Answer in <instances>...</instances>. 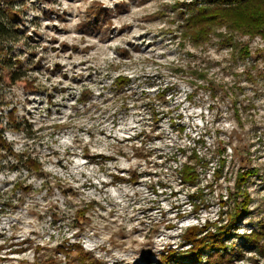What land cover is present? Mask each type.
<instances>
[{"label": "rangeland", "instance_id": "rangeland-1", "mask_svg": "<svg viewBox=\"0 0 264 264\" xmlns=\"http://www.w3.org/2000/svg\"><path fill=\"white\" fill-rule=\"evenodd\" d=\"M190 1L10 2L20 37L9 49L25 75L12 82L0 67V127L14 150L0 149V264H79L76 242L102 264H166L161 254L188 247V221L233 207L246 170L238 233L264 225V38L223 26L196 42ZM120 73L132 88H109ZM198 136L207 158L185 184L175 148Z\"/></svg>", "mask_w": 264, "mask_h": 264}, {"label": "trees", "instance_id": "trees-1", "mask_svg": "<svg viewBox=\"0 0 264 264\" xmlns=\"http://www.w3.org/2000/svg\"><path fill=\"white\" fill-rule=\"evenodd\" d=\"M13 0H0V67L7 70L9 79L12 82L23 79L25 75L24 63L20 56L10 53V47L20 37V28L16 16L20 13L16 10ZM208 3L203 0L199 3L193 0L188 2L184 15L185 32L196 42L209 39L210 34L218 27L226 26L234 32L245 35L264 38V0H212ZM100 12H98V15ZM10 48V49H9ZM127 51L126 49H123ZM248 54V50L245 49ZM26 88L37 89L33 80H27ZM132 76L127 74H117L113 77L109 88H132ZM91 91L83 90L77 100L87 103L90 99ZM14 121L13 113H10ZM17 124V123H16ZM183 130V128H182ZM192 143L179 144L175 148L174 156H187L186 160L178 163V175L185 184H195L200 177L198 166L205 163L207 155H204L199 147L201 136L192 139ZM0 149L14 152L8 142L3 129L0 127ZM17 156V154H15ZM28 165L35 169L41 168V162L28 158ZM253 171L246 170L238 175L235 192L234 205L226 212H220L217 219H206L203 223L192 224L182 233V237L187 248L179 250L169 248L167 254H161L162 261L166 264H250L245 262L244 249L249 247L252 252L250 257L251 264H264V225L252 228L249 232L238 233L241 218L249 212V204L252 200L251 195L243 184L247 181ZM24 189L28 186L21 184ZM241 196V199L238 197ZM85 209L80 208L78 215L80 220L85 218ZM225 214V216H224ZM238 238L239 242L229 244V240ZM75 256L79 264H102L101 260L85 249L80 243H74Z\"/></svg>", "mask_w": 264, "mask_h": 264}, {"label": "clouds", "instance_id": "clouds-1", "mask_svg": "<svg viewBox=\"0 0 264 264\" xmlns=\"http://www.w3.org/2000/svg\"><path fill=\"white\" fill-rule=\"evenodd\" d=\"M104 2L105 3H107V0H104ZM166 207V206H165ZM195 223V221H188V224L190 225V224H194Z\"/></svg>", "mask_w": 264, "mask_h": 264}]
</instances>
